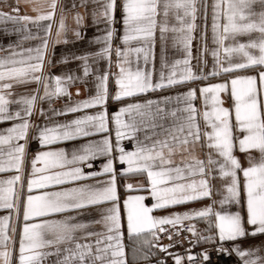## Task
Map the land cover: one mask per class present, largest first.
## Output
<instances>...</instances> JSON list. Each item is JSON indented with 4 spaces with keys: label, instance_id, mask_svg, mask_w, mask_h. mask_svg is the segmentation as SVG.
<instances>
[{
    "label": "snow or ice",
    "instance_id": "1",
    "mask_svg": "<svg viewBox=\"0 0 264 264\" xmlns=\"http://www.w3.org/2000/svg\"><path fill=\"white\" fill-rule=\"evenodd\" d=\"M24 3L36 14L23 13L19 0L0 9L4 32L19 34L0 47V123L11 121L0 129V173H13L0 179V209L9 210L0 216V264H48L49 257H55L51 264H129L125 234L133 241V262L167 264L170 257L174 264L185 258L211 264L215 252L235 255L236 264H264V241L242 243L264 236V0H71L77 9L72 36L83 39L89 17L95 34L88 44L96 48L59 54L57 45L74 42L65 4ZM25 41L36 43L25 47ZM193 41L199 67L191 63ZM207 54L212 63L205 71ZM70 61H79L76 70L50 71ZM242 71L252 74H237ZM221 76L220 82L193 86ZM31 83L37 87L15 91ZM73 84L92 91L73 100ZM182 85H188L185 91L160 94ZM75 91L79 96L80 87ZM222 94L230 96V107ZM61 97L68 102L55 108ZM109 100L118 105L111 114ZM56 116L66 119L52 120ZM30 138L46 150L31 158L22 198ZM67 141L80 143L50 147ZM198 149H207L203 158ZM236 149L248 154L247 167ZM99 158L103 162L93 170ZM129 175L144 180L134 184ZM205 199L209 203L200 207L154 214ZM21 209L14 258L11 219L13 211L19 219ZM185 240V254L169 251ZM200 244L209 247L193 253Z\"/></svg>",
    "mask_w": 264,
    "mask_h": 264
},
{
    "label": "crops",
    "instance_id": "2",
    "mask_svg": "<svg viewBox=\"0 0 264 264\" xmlns=\"http://www.w3.org/2000/svg\"><path fill=\"white\" fill-rule=\"evenodd\" d=\"M17 2V0H0V9H7V7L9 5H14L15 3ZM62 2L65 4V8H66V11L64 13L65 17H66V23L68 25V28H69V33H68V36H69V40L70 41H74L72 43H69L67 45H57L56 48H57V54H59L60 50L63 49L64 51H76V52H81L83 50H94L96 48V45H89L88 44V41H89V38L95 34V30L91 25V20L89 17H86L85 18V24L86 25H89L86 30H85V33H84V37L82 40H75V38L72 36L71 34V29L75 27V23H74V20H73V13L75 11H77V9H72L71 8V0H62ZM19 3H20V7L22 9V12L23 13H26V14H29V15H35L36 13L32 11V8H31V5L30 4H27V3H24V0H19ZM209 3H211V0H209ZM79 11L83 12L84 9H78ZM59 20V9H58V12H57V22ZM209 23H210V20H209ZM6 27H8L9 29L13 28L14 25L9 22ZM30 28H32L33 31H35V28L32 26V25H29ZM55 27L56 25L54 24L53 25V31L55 30ZM117 29H121L122 28V25L121 24H117L116 25ZM4 28H5V25L3 24H0V47H4L6 46L10 41L11 42H15L17 41L18 39V35L17 33L15 32H11V33H5L4 32ZM121 34L120 32H118V35ZM209 36H211V32L209 31ZM240 40H245L247 39V37H240L239 38ZM36 41H25L24 42V46L27 47L31 44H35ZM196 43L197 41H193V49H192V55H193V60L191 61L192 65L194 67H199L198 63H197V59H196V56H197V48H196ZM213 45H211V43H209V47L211 48ZM0 55H4V52H0ZM115 56H113V61H115ZM206 59L209 61V64H208V67L205 69V71H208L210 68H211V63H212V57L210 54H207L206 55ZM79 64V61H70L67 65H57L56 67H53L50 69V71L53 73V74H60L62 71H67V70H76L77 69V65ZM101 65H103V62H101ZM117 69L115 68V64L113 63V71H116ZM237 74H240V75H244V74H252V71H247V72H239ZM223 79V77H209L207 80H197L195 82H193V86L195 87H199L203 84H207V83H216V82H220L221 80ZM27 88L29 90L33 89V88H36L37 85L35 83H31V84H28L24 87H16L15 91L17 93H21L24 91V88ZM76 87H80L81 91H80V94L79 96L76 95ZM109 87H110V91L113 90V84L110 80V84H109ZM188 85H182V86H179V87H176V88H172V89H168L167 91L163 92V93H160V94H169V93H175L177 91H185L187 89ZM70 91L72 92V99L73 100H77V99H83L85 98L87 95H89L92 91L91 88L89 89H85L83 87V85L81 84H73L70 88ZM222 97L225 99V103H224V106L225 107H230L231 104H232V101L230 99V96H228L227 94H222ZM68 102V98L67 97H61V98H58L54 101V104L53 106L55 108H62V106ZM196 104L198 107H202L201 105V102L199 100L196 101ZM43 106L45 108H47V101L43 102ZM11 107H15V105L11 106ZM118 108V105L116 103H114L112 100H109L108 102V111L109 113H113L114 111H116ZM87 111H94V109H89ZM33 119H36V117H33ZM42 119V118H41ZM66 119V117L64 116H56V117H52V120H58V121H62ZM234 119V117H233ZM37 122H40L39 120ZM11 124V121L9 122H3V123H0V129H3L7 126H9ZM112 127L111 123H110V128ZM112 140H113V143H115V136H114V132L112 134ZM80 143V141H67V142H61V143H57V144H54V145H51L50 147H53V148H59V147H64V148H67V149H71V147L74 145V144H78ZM124 146L125 148L127 149H131L132 145L129 141L125 140L124 142ZM40 150H46L44 148H41L39 145H38V142L35 140V139H29V143L27 145V148H26V152H27V157H26V161H25V170H24V174L22 176V183L24 184V191L22 192V198L24 196H26L28 194L27 192V179H28V173H30L31 171V167H30V160L31 158L33 157V155L35 154L36 151H40ZM207 151V149H204V150H200L198 149L197 152L198 154L203 158L204 157V153ZM241 161V164L245 167L248 166V159H247V153L244 152V151H240L239 149H236L235 150V153H234ZM252 156L253 157H256L258 158L259 157V153L257 151H252ZM103 159L104 158H99L97 159L96 161L93 162V170H98V165L100 163L103 162ZM123 165H120L118 162L116 164V167L117 168H120L122 167ZM85 170H88V169H85ZM13 173L12 172H4V173H0V179H4L6 178L7 176L9 175H12ZM243 175L242 173H240V180H241V186L243 185ZM143 181L144 180V176L142 175H129L128 177V182H131V183H134L136 181ZM217 183V185H219L220 183H222V181L219 180V178L217 179V181L215 182ZM51 190V189H50ZM122 194H123V189L121 190ZM33 194H35V191H33ZM130 194H137L135 192H132ZM215 195V193H214ZM215 198L216 199H219V196L218 195H215ZM146 203H151V198L148 197L146 198ZM209 203V201L207 199L205 200H201V201H197V202H192V203H188V204H184V205H177V206H174V207H170V208H167V209H164V210H159V211H156L154 214L156 215H163V214H167L169 212H173V211H184L186 209H189V208H194V207H200L204 204H207ZM231 210H236V206H232L231 207ZM9 214V210H6V209H0V216H4V215H7ZM93 216H95V214H93ZM89 217H85V219H87ZM11 224L13 226L16 227V233L15 234H12L10 232V235H13V238L15 240V244H16V249H17V252L14 253V258L16 255H18V246H19V233H20V230L22 228V224H23V218H22V209H21V214H20V218L17 219V216H16V213L13 211L12 212V219H11ZM197 226L198 227H206L205 223L204 222H201V221H197ZM101 228V225L97 224V225H94V229L95 230H99ZM261 241H264V236H261V235H257V236H254V237H249L248 239L246 240H243L242 243L244 245H256V244H259ZM125 245H126V253H129V264H143V261H135L133 262L132 259H131V256H130V253H131V247H132V244H133V241H130L127 237V234H125ZM55 257H49L48 258V264H51V261L54 260ZM237 262V258L235 257V255H231V256H227L225 257L223 255V257L221 258H215L213 256H211V264H236ZM174 264V263H173ZM183 264H188V261L185 260L183 261Z\"/></svg>",
    "mask_w": 264,
    "mask_h": 264
},
{
    "label": "built area",
    "instance_id": "3",
    "mask_svg": "<svg viewBox=\"0 0 264 264\" xmlns=\"http://www.w3.org/2000/svg\"><path fill=\"white\" fill-rule=\"evenodd\" d=\"M187 223V222H186ZM200 229H203V227H198ZM182 236H189L190 237V234L189 233H182L181 234ZM163 243H167V239L165 238L164 240H162ZM204 247H209L207 244H204V245H197L195 247H192L191 248V251L193 253H197L199 252L202 248ZM189 248V244H188V241L185 240L183 244H176L174 246V248L170 249L169 251H172V252H180L181 254H185V249H188ZM211 256L215 257V258H221L223 257V254H220L219 256H217V254L215 252L211 253ZM187 260V259H186ZM174 261L169 257L168 260H167V264H173Z\"/></svg>",
    "mask_w": 264,
    "mask_h": 264
},
{
    "label": "trees",
    "instance_id": "4",
    "mask_svg": "<svg viewBox=\"0 0 264 264\" xmlns=\"http://www.w3.org/2000/svg\"><path fill=\"white\" fill-rule=\"evenodd\" d=\"M200 245H204V244H200Z\"/></svg>",
    "mask_w": 264,
    "mask_h": 264
}]
</instances>
